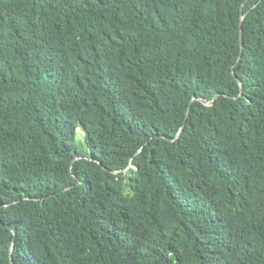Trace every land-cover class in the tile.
Instances as JSON below:
<instances>
[{
  "label": "trees",
  "instance_id": "trees-1",
  "mask_svg": "<svg viewBox=\"0 0 264 264\" xmlns=\"http://www.w3.org/2000/svg\"><path fill=\"white\" fill-rule=\"evenodd\" d=\"M0 264H264V0H0Z\"/></svg>",
  "mask_w": 264,
  "mask_h": 264
},
{
  "label": "water",
  "instance_id": "water-1",
  "mask_svg": "<svg viewBox=\"0 0 264 264\" xmlns=\"http://www.w3.org/2000/svg\"><path fill=\"white\" fill-rule=\"evenodd\" d=\"M240 39H241V45L243 44V41H242V29H241V32H240Z\"/></svg>",
  "mask_w": 264,
  "mask_h": 264
},
{
  "label": "rangeland",
  "instance_id": "rangeland-1",
  "mask_svg": "<svg viewBox=\"0 0 264 264\" xmlns=\"http://www.w3.org/2000/svg\"><path fill=\"white\" fill-rule=\"evenodd\" d=\"M79 135H80V136H82V133H81V132H79Z\"/></svg>",
  "mask_w": 264,
  "mask_h": 264
}]
</instances>
